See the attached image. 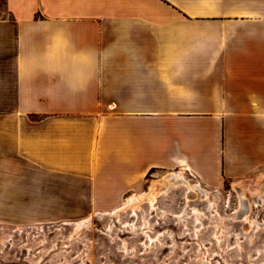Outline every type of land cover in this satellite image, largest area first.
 Listing matches in <instances>:
<instances>
[{"label": "crops", "instance_id": "crops-1", "mask_svg": "<svg viewBox=\"0 0 264 264\" xmlns=\"http://www.w3.org/2000/svg\"><path fill=\"white\" fill-rule=\"evenodd\" d=\"M183 169L264 176V0H6L0 203L118 206Z\"/></svg>", "mask_w": 264, "mask_h": 264}, {"label": "rangeland", "instance_id": "rangeland-1", "mask_svg": "<svg viewBox=\"0 0 264 264\" xmlns=\"http://www.w3.org/2000/svg\"><path fill=\"white\" fill-rule=\"evenodd\" d=\"M166 173H149L145 190ZM247 181L255 188L260 182ZM202 185L208 197L178 185L158 194L153 205L143 202L136 210L120 208L114 215L110 212L126 200L118 206L48 204L43 207L48 212H42L41 204L0 203V215L20 210L61 216L0 217V264H264V193L244 191L240 211L234 183ZM89 216V224L77 227Z\"/></svg>", "mask_w": 264, "mask_h": 264}, {"label": "bare ground", "instance_id": "bare-ground-1", "mask_svg": "<svg viewBox=\"0 0 264 264\" xmlns=\"http://www.w3.org/2000/svg\"><path fill=\"white\" fill-rule=\"evenodd\" d=\"M187 171L183 170H176V171H171L169 173H166L162 177L156 180H152L151 184L149 185L148 189L145 191L135 194L131 196L128 200H126L123 204L122 207H119L115 209L113 212H110V214H116V212L120 208H126L130 207L132 210H136L137 208L140 207V204L143 202H149L151 205L154 204V201L157 197L158 194L160 193H166L178 185H184L187 189L188 192H193V191H199L203 193L204 196L208 197V189H206L198 180L191 181L188 179V177L185 175ZM190 176H192L190 173H188ZM258 186L252 187L249 182H236L234 183V187L238 188V192L240 193V211L243 210L244 207V201L246 200L245 197V192L244 191H249L250 193L259 196L261 193H264V176L260 178ZM189 196V195H188ZM257 202V201H255ZM264 203V200H263ZM258 206V205H256ZM245 215H243L244 220H249L248 218V211H245ZM101 216L105 215L104 213H99ZM244 214V213H243ZM91 219V216L88 217L87 220H83L81 222L77 223V227H81L83 225L89 224ZM250 224H254V220L250 222Z\"/></svg>", "mask_w": 264, "mask_h": 264}, {"label": "trees", "instance_id": "trees-1", "mask_svg": "<svg viewBox=\"0 0 264 264\" xmlns=\"http://www.w3.org/2000/svg\"><path fill=\"white\" fill-rule=\"evenodd\" d=\"M6 3V0H0V7H3Z\"/></svg>", "mask_w": 264, "mask_h": 264}]
</instances>
